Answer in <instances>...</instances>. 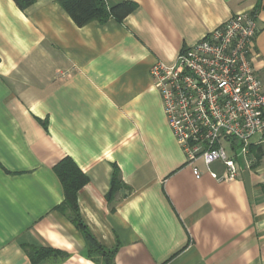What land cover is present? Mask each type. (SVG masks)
<instances>
[{
    "label": "crops",
    "instance_id": "obj_1",
    "mask_svg": "<svg viewBox=\"0 0 264 264\" xmlns=\"http://www.w3.org/2000/svg\"><path fill=\"white\" fill-rule=\"evenodd\" d=\"M125 1L137 7L122 22L79 27L59 0L26 10L0 0V264H105L58 209L54 167L67 157L88 178L77 195L82 222L116 251L115 264H264V138L252 140L236 180L219 182L202 163L196 179L151 75L257 10L264 81V0L105 3ZM210 169L224 173L220 163ZM31 248L65 255L34 262Z\"/></svg>",
    "mask_w": 264,
    "mask_h": 264
},
{
    "label": "built area",
    "instance_id": "obj_2",
    "mask_svg": "<svg viewBox=\"0 0 264 264\" xmlns=\"http://www.w3.org/2000/svg\"><path fill=\"white\" fill-rule=\"evenodd\" d=\"M258 11L234 15L173 65L156 63L151 75L168 126L196 179L202 163L211 178L232 182L239 162H250L252 140L264 138V81L254 60ZM232 153H230L226 150ZM224 167L219 176L210 167Z\"/></svg>",
    "mask_w": 264,
    "mask_h": 264
},
{
    "label": "trees",
    "instance_id": "obj_3",
    "mask_svg": "<svg viewBox=\"0 0 264 264\" xmlns=\"http://www.w3.org/2000/svg\"><path fill=\"white\" fill-rule=\"evenodd\" d=\"M13 1L21 10H26L34 4V0ZM59 4L79 27H84L95 20L105 21L109 17L122 22L127 16L132 14L137 7L135 3L125 1L108 9L105 0H59ZM252 152H254V150L251 148V153ZM54 172L60 179L65 195V203L58 209L61 212H65V210L68 209L72 215L73 223L85 235L91 250L99 253L105 264H115L116 251H109L103 248L84 225L79 214L77 195L79 190L88 183L87 176L79 170L69 157L61 160L54 167ZM119 187L120 172L118 168H115L112 193ZM29 255L34 259L33 261L36 262L40 258L43 259L50 255L64 256L65 254L53 249L31 248ZM35 257H37V259Z\"/></svg>",
    "mask_w": 264,
    "mask_h": 264
},
{
    "label": "rangeland",
    "instance_id": "obj_4",
    "mask_svg": "<svg viewBox=\"0 0 264 264\" xmlns=\"http://www.w3.org/2000/svg\"><path fill=\"white\" fill-rule=\"evenodd\" d=\"M226 150L229 152V150H228V148L226 147ZM248 161L250 162V156H249V158H248Z\"/></svg>",
    "mask_w": 264,
    "mask_h": 264
}]
</instances>
